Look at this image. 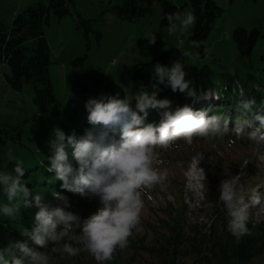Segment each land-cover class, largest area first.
I'll return each mask as SVG.
<instances>
[{"label":"rangeland","instance_id":"rangeland-1","mask_svg":"<svg viewBox=\"0 0 264 264\" xmlns=\"http://www.w3.org/2000/svg\"><path fill=\"white\" fill-rule=\"evenodd\" d=\"M40 1L49 2L0 0V22L11 27L17 14ZM171 1L180 7L181 13H194L190 0ZM214 1L224 9V14L217 20L215 29L207 39L205 55L189 42L194 25L187 32H177L172 36L168 34L167 27L161 24L163 15L158 0H153L151 15L134 23L123 21L108 11L109 0H75V10L83 20L90 21L92 30L80 25L74 15L63 19L52 16L45 35L52 60L50 76L59 104L48 107L35 104L32 86L24 84L22 90L15 89L7 79L11 76L10 67L0 62V170L12 171L16 160L23 161L25 173L28 166L35 168L51 154L49 140L53 128L67 132L69 128L65 129L64 126L72 125L73 116L88 114L85 104L89 99L108 95L131 97L135 66L153 59L171 46L179 47L183 53H191L187 61L192 65H211L217 72L218 83L246 88L258 82L264 70V0ZM239 27L250 32L255 28L261 31L250 58L240 54L234 41V30ZM150 33L156 34L154 46L146 40ZM170 101L172 108L175 101ZM205 101L220 100L201 99L184 105L198 110L197 104L203 107ZM132 107L135 108V100L132 101ZM160 111L157 110L158 113ZM150 114L155 116V111L150 109ZM232 126L230 123L229 127ZM100 130L98 127L97 131ZM230 133L222 142L195 138L192 145H187L181 140L172 149L161 152L164 160L161 167L169 170L170 182L146 190L141 224L134 230L129 245L123 250L118 249L113 260L106 264H123V259L127 262L131 257H134V264L144 262L147 259L144 247L151 244L154 229L160 227L162 219H167L165 213L171 205L178 210L184 223L196 222L200 227L209 225L224 211L227 213L219 200L218 187L223 179L237 175L242 168L246 173L241 178L246 200L253 189L264 196V145L257 147L246 133L241 137ZM119 136L117 129L114 137L119 140ZM9 153L12 163H9ZM195 166H198L199 172L194 177L192 170ZM26 179L29 180V177ZM59 196L61 198L57 199L56 205L76 214L81 222L102 207L99 198L68 191H62ZM4 203L7 200L0 190V205ZM55 203L49 208H54ZM261 209L262 205H251L248 209L249 219L254 222L264 220ZM79 232H69L62 243L82 247L76 239ZM60 247L57 245L47 253L50 264H97L86 251L69 257ZM250 264H264V258Z\"/></svg>","mask_w":264,"mask_h":264},{"label":"clouds","instance_id":"clouds-1","mask_svg":"<svg viewBox=\"0 0 264 264\" xmlns=\"http://www.w3.org/2000/svg\"><path fill=\"white\" fill-rule=\"evenodd\" d=\"M166 19L170 36L187 32L196 22L192 11L169 13ZM146 40L154 46L156 34L150 33ZM192 46L199 48L201 44L192 41ZM190 55L189 52L184 53L185 57ZM186 76L181 59L172 61L171 66L157 63L154 66L156 83L151 85L153 91L138 92L134 97L108 95L89 99L85 108L93 128L86 130L83 136L77 137L75 133L66 135L63 130L53 128L49 140L52 154L46 171L53 173L61 182L63 191L99 198L102 205L82 222L64 207L49 208L43 203V194L33 196L22 181L25 175L23 161L16 160L12 171L0 170V190L7 200L0 205V212L16 219L21 207L38 209L33 227L23 233L36 247L26 242L9 241L7 247L0 248V264H50V256L37 250L46 248L49 243L60 245V250L69 257L86 251L97 264H106L113 260L118 249L123 250L129 245L134 230L141 224L146 190L170 182L169 170L161 167L164 164L162 151L172 149L181 140L187 145H192L195 138L222 142L229 132L237 137L246 133L257 147L264 145V100L258 105L255 98H247L242 87L235 105V119L232 114L220 112L210 115L211 107L194 110L184 105L172 111L170 100L157 98L158 85H164L173 93H186L194 102L221 99V93L211 89L198 96ZM256 90L261 89L257 86ZM150 109L161 110L159 124L145 125ZM230 123L232 127H229ZM97 127L101 129L98 132L95 130ZM117 129L119 140L114 138ZM69 151L75 164L69 160ZM8 159L12 163L11 153ZM200 171L206 180L203 170ZM245 174L242 168L237 175L223 179L218 187L219 200L229 216L228 230L237 239L251 234L247 227L249 207L262 205L264 212V196L255 189L246 200L241 183ZM56 198H61L58 193ZM76 229H80L76 239L82 247L62 243L68 233H76Z\"/></svg>","mask_w":264,"mask_h":264},{"label":"trees","instance_id":"trees-1","mask_svg":"<svg viewBox=\"0 0 264 264\" xmlns=\"http://www.w3.org/2000/svg\"><path fill=\"white\" fill-rule=\"evenodd\" d=\"M162 8V26L168 27L166 16L169 13L180 12L179 6L171 0H158ZM196 17L193 35L189 42L199 41L201 46L195 48L205 55L207 39L215 29L217 20L224 14V9L214 0H190ZM153 0H109L107 10L114 13L126 22H138L140 19L153 13ZM68 15L76 16L77 22L84 25L87 30H92L90 21L83 20L75 10V0H49L48 3L38 2L27 7L17 14L13 25L7 27L0 22V62L7 64L11 69V76L7 79L17 90H22L24 84L32 86L35 92L34 102L40 107H48L59 104L50 76L52 65L50 46L46 38V27L51 25L52 16L63 19ZM80 27V26H79ZM234 41L237 49L244 57L250 58L261 36L260 29L251 32L244 27L234 30ZM181 59L187 72L186 79L192 82L191 87L197 90L199 96L202 91L209 89L221 93L220 101H205L203 107L197 104L198 110L211 107L213 113L236 114L235 105L239 99V90L234 84H222L217 82V72L211 65L198 67L188 63L187 57L177 46H171L153 59L138 63L132 74L130 96L143 91H153L151 85L156 83L154 78V66L159 63L163 66H171L172 61ZM259 86L261 89L257 91ZM160 91L158 99L175 101L170 109L193 101L186 93H173L170 87L158 85ZM248 99L255 98L257 104L264 100V70L261 79L243 88ZM196 108V107H195ZM217 110V111H215ZM155 111V116L149 115L145 120L148 123L159 124L161 116ZM72 117V125H65L68 129L66 135L75 133L77 137L83 136L86 130L93 128L88 122V114ZM236 116V115H234ZM233 116V117H234ZM259 126V125H258ZM98 127L95 129L97 131ZM98 132V131H97ZM234 134V133H230ZM111 135V134H110ZM115 138V137H114ZM116 139V138H115ZM52 154V153H51ZM46 156L35 168L27 167L22 181L32 191L43 194V203L51 205L57 202L56 194L63 190L61 182L57 181L53 173H48L46 167L50 166L49 157ZM69 160L75 164L69 151ZM29 177V180L26 178ZM61 205H56L55 207ZM36 207L24 209L21 207L20 215L16 219L0 214V248L7 247L9 241L26 242L31 247L28 237L23 236L24 230H31L34 225ZM171 205L166 211L167 219L160 221V227L154 229V239L150 245H145L147 259L141 264H250L256 259L264 258V220L254 222L248 217L247 227L250 235H244L237 239L228 230L229 216L225 211L209 225L201 226L196 223H184L181 215ZM80 230V229H76ZM56 244L49 243L44 249H37L50 253ZM123 264H134L131 257L129 261L123 259Z\"/></svg>","mask_w":264,"mask_h":264},{"label":"bare ground","instance_id":"bare-ground-1","mask_svg":"<svg viewBox=\"0 0 264 264\" xmlns=\"http://www.w3.org/2000/svg\"><path fill=\"white\" fill-rule=\"evenodd\" d=\"M198 166H195L194 168H193V170H192V174H193V176L195 177V176H197V174H198Z\"/></svg>","mask_w":264,"mask_h":264}]
</instances>
